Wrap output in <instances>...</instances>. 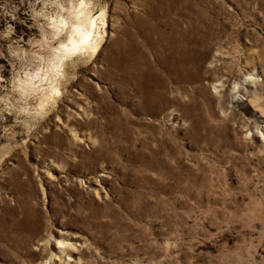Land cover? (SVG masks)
<instances>
[{
    "label": "rangeland",
    "instance_id": "obj_1",
    "mask_svg": "<svg viewBox=\"0 0 264 264\" xmlns=\"http://www.w3.org/2000/svg\"><path fill=\"white\" fill-rule=\"evenodd\" d=\"M0 264H264V0H0Z\"/></svg>",
    "mask_w": 264,
    "mask_h": 264
},
{
    "label": "bare ground",
    "instance_id": "obj_2",
    "mask_svg": "<svg viewBox=\"0 0 264 264\" xmlns=\"http://www.w3.org/2000/svg\"><path fill=\"white\" fill-rule=\"evenodd\" d=\"M83 25L87 28V33L85 35H82V39L86 40L87 38H89L92 34L91 29L96 25L95 20L92 19V21L90 19H87L83 22ZM79 34V33H78ZM68 47V46H65ZM75 49L76 46L75 45H69V47L67 48V51H70V49Z\"/></svg>",
    "mask_w": 264,
    "mask_h": 264
}]
</instances>
